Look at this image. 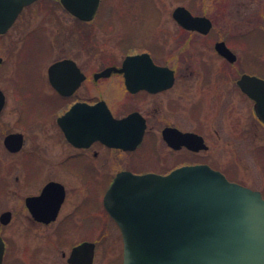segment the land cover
<instances>
[{"label":"rangeland","instance_id":"1","mask_svg":"<svg viewBox=\"0 0 264 264\" xmlns=\"http://www.w3.org/2000/svg\"><path fill=\"white\" fill-rule=\"evenodd\" d=\"M187 3L194 7L196 13L203 8L214 14L211 37L226 35L233 42H238L236 36L238 33L248 31L258 23L264 25V0H101L97 18L91 24L79 26L60 8L55 10L57 18L52 16L51 19L43 16L38 5L24 9L15 26L0 40V55H9L0 66V85L8 93L6 105L0 113V140L5 132L22 130L17 129L21 128L22 123L16 121L19 114L10 94L8 77L14 72L15 53L21 43L20 35L23 33L42 27V33L48 38L54 36V55L74 54L89 75L100 69L106 57L119 60L123 56V50L137 52L145 49L146 43H154L157 46L162 45L163 60L175 64L177 68L175 87L167 94L168 97L162 98L165 101L171 97L173 102L179 103L176 109H172L175 122L183 128L203 130L209 143L207 154L211 155V159L224 171L228 179L259 189L264 194V127L249 113L247 102L244 103L232 91V95L224 98L221 105L217 98L218 93H212L213 89L208 88L199 93L197 104L201 109L199 108L198 111L193 109L198 89L201 88L199 85L201 75L198 74L201 69L199 61L204 59L212 64L218 65V63L216 59L207 56L210 51H208V39L203 42L199 37H189L173 21L171 17L173 7ZM221 7L223 14L220 16ZM124 36L128 40L125 47ZM140 36L143 40H139ZM202 50L208 52L202 55L200 54ZM236 53H240L239 60L251 54L243 49ZM251 57L249 56L248 59L250 60ZM261 58L264 60V54ZM249 65L250 69L259 67L257 62L252 61H249ZM224 84L228 86V81L225 79ZM98 88L100 87H91L88 90L82 88L77 95L79 98H94L98 96ZM109 99L114 98L109 96ZM149 102L148 99L142 104L143 109L147 108ZM118 105L120 104L117 103V107ZM201 110L202 112L199 113ZM254 122L253 133H249L250 126ZM41 125L43 124L29 123L24 129L25 152L20 155L8 153L0 141V189L6 184L3 188L4 192L0 194V212L4 208H11L17 212L14 219L3 229L13 245L11 263L64 264L59 258L58 251L68 250L69 245L66 243L58 245L54 241L55 227L62 221L63 237L68 241L77 242L85 238L95 241L92 264H122V240L119 229L102 206V194L107 180L101 179L97 174H88L90 178L87 180L89 183L86 184L81 178L77 179L75 176L73 178L65 171L56 172L51 167L47 171L43 169L41 175L34 181L25 183L21 164L25 153L33 148L41 150L43 145H47L48 148L52 145L54 149L56 146L53 136L55 127L51 121L46 122L44 127ZM60 149L63 150L62 154L68 150L65 145ZM141 149L145 147L141 146ZM56 154L59 157L60 153ZM198 156L206 157L180 155L179 159L181 162H189ZM34 166L31 165L32 171L27 172L29 176H34ZM50 170H54L53 173L49 174ZM50 175L63 182L66 188V198L61 206L58 224L55 222L47 227L39 225L30 227L32 223L30 222L29 225L23 216L26 214L23 197L37 193ZM83 199L87 206H94L93 210L82 216L75 213V223L70 224L68 220L74 216L67 220L66 215L68 216L77 205L82 203ZM27 227H30L32 234H29L31 230ZM51 239L53 245L48 243ZM30 242L44 250L37 252L38 263H34L30 257L31 252L27 248ZM32 252L35 254L34 251Z\"/></svg>","mask_w":264,"mask_h":264},{"label":"flooded vegetation","instance_id":"2","mask_svg":"<svg viewBox=\"0 0 264 264\" xmlns=\"http://www.w3.org/2000/svg\"><path fill=\"white\" fill-rule=\"evenodd\" d=\"M100 3L101 0L98 1V5L93 17L88 21H84L79 16L69 12L63 6L61 0H33L20 9L16 18L6 28L5 31L0 32V40L10 32V30L15 26L16 22L21 16L23 10L28 7L38 5L43 12V16L45 18L47 17V19H51L52 16H55L57 18L55 10L57 8H60L66 15H68V17L73 22H75L77 26H79L80 24H91L97 18V16L99 15ZM178 5L179 4L175 5L171 11V17L173 21L179 26L181 30L186 32L189 37H199L203 42H206V40L208 39L209 44L207 45L210 48H208V51H210L207 56L216 59L218 63V65L214 63L212 64L209 61H205L204 59L199 61L201 69L198 71V74L201 75L199 82L201 88L198 89L197 98L195 100L196 102L193 109L196 111H198L199 108L201 109V106H198L197 104V99L199 93L203 90L210 88L213 89L212 93L216 94L217 92V98L221 105L223 104L224 98L232 95L233 91L234 93H236V97H238L244 103L247 102L250 110L249 113L254 116L255 120L264 127V123L256 116V99L245 93L238 83L243 74L253 76L259 80V83L249 84V89L252 90L253 93L258 91L264 95V60L261 58L264 54L263 23L256 24L254 28H250L251 30L248 29V31L238 33L236 35L237 39H239L238 42H233L232 39H229L228 37H226V35H216L211 37V34L213 33L212 31L214 14L203 8L202 10L200 8V10L197 9L198 12L196 13L194 12V7L190 3H187V5H180H183L193 16H204L208 18L211 26L206 32H201L198 29L185 28L181 26L172 15L173 10ZM222 14L223 8L221 7L219 15L221 16ZM156 19H158V16L156 17ZM42 30V27L39 29H30L29 31L20 35L21 43L18 46V49H16L15 53V69L13 74L8 77V80L10 84V94L12 99H14L19 114L18 120L16 119V121L22 123L20 125L21 128L17 129L22 130L5 132L2 136V139L0 140L2 147L8 153L20 155L25 149L23 146L26 139V133L24 129L29 123L43 124L41 126L44 127L46 122L51 121V123L55 127V134L53 135L55 137L54 141L56 142L55 149L52 145L49 148L47 147V145H43L41 150H36L35 148H33L29 152H26L25 156L21 159L26 184L34 181L39 175H41L40 173L43 169L47 171V169H50L51 167H53L56 172L65 171L68 174L72 175L71 177L73 178H81L82 182L86 184L89 183V181L87 180L88 178H90V174H97L101 176V179L107 180V185L102 194L103 201L104 193L110 186L114 177L121 171H129L135 174H166L180 165L206 164L212 169L218 170L226 175L224 171L218 166V164L211 159V155L207 154L209 143L207 141V135L203 132V130L183 128L179 123L175 122L172 112V109H176L179 106V103L173 102V99L171 97H169V100H162L163 97H168L167 94L170 93L175 87L177 71L175 64L171 62L169 63L167 60H163L162 45L157 46L154 43H146V48L137 52H127L126 50H123L125 53L123 52V56L121 57V59L116 60L112 57H106L100 69L93 71L91 75H89L83 69L79 59L74 54L63 55L62 53L55 56L53 48V45H55L53 41L54 36L51 35V37L48 38V36L44 35L45 33H42ZM139 40H143V37L140 36ZM127 41L128 40L126 36H124V47ZM219 41H222L225 46L234 54V60H229L217 51L215 45ZM242 49L243 51L245 50L247 52H250L251 54H248L245 57L243 56V58L239 60V52ZM236 51L239 54H237ZM201 52L202 53L200 54L202 55H205L206 53L203 50ZM141 53H146L148 55L152 65L167 68L172 78L170 85L164 86L160 89L155 88V90H151L147 87L145 88L141 86L137 87V89L135 90H132L127 86V78H129L133 82L138 80L140 81L145 78L143 76L134 75L128 77L126 76V73H132V70L130 68L125 69L126 63H129V61L127 62L126 58L129 55H136ZM7 55H0V66H2L6 61ZM249 56H252L250 60L248 59ZM64 59H70L71 61H73L79 72L83 74V78L80 80L77 86L75 88L66 87V91H63L64 89H57L52 84L49 77V67L55 62ZM249 61L257 62L259 67L250 69ZM132 64L144 66L146 62L143 60H139L133 62ZM107 67L112 68L109 71L108 75L97 76V73ZM142 71H144V69H142ZM145 72H152L151 76H147L152 79V82L163 79V77H161L159 73H154L149 69H146ZM224 79L228 81V86L224 84ZM91 87H100L98 88L97 97H78L77 93L80 91V89L87 88L88 90ZM0 94L3 97V102L0 107L1 113L8 99V93H6L5 88H3L1 85ZM109 96H112L114 99H109ZM148 99L150 100V102L147 104V108L143 109L142 104ZM98 101L104 102L105 106L114 118L119 119L131 113H134L135 115L133 116L132 121L133 124L135 126H138L140 123L144 125L141 140L134 148L124 149L121 147H114L107 145L98 139L86 140L84 138L86 135L85 130L77 131L76 133V138L80 145L75 144L67 138L62 125L59 123V118L63 117L65 113L70 109V107L75 103L82 102L88 105H94ZM117 103L120 104L118 105V107ZM201 112L202 110L199 113ZM191 116L193 115L191 114ZM194 117H196V115H194ZM79 118V114H74V116L72 117V119H74L75 121H79ZM67 122L68 121L64 122V125ZM82 122H87L84 117L82 119ZM253 124L255 125V122L251 124L250 132L248 131L249 133H253ZM170 128L176 129L180 132H190L199 136L202 144L205 145V148L191 150L186 145H181L176 149L171 147L165 141L163 136V130ZM8 135L19 136L18 146L16 148H10L5 144V137ZM250 137H252V135ZM63 145H65L68 150L66 153L62 154L63 150H61L60 148H62ZM141 146H144L145 149H141ZM48 151L50 152L49 155ZM56 153H60L59 157H57ZM180 155L185 157L188 155H205L206 157L198 156L195 157L192 161L181 162V160L179 159ZM208 156L210 159L208 158ZM32 160L34 162H32ZM31 165H35L34 176H29L27 173L29 172V170L32 171ZM53 171L54 170H50L49 174L53 173ZM49 183H55L56 185L49 187L50 191L48 190V194L46 195V202H38L37 204H35L34 210L39 211V213H35V211L27 205L26 200L28 197L39 196ZM5 186L6 184L2 185L0 194L4 192L3 188ZM60 190L63 193L62 199L59 202L58 206H56L57 195ZM65 198L66 188L63 182L55 179V177H53L52 175L48 176V179H46L45 182L41 185L37 193L27 194L23 197L24 210L26 211V214L23 216L24 218H26V222L29 225L32 223V226L30 227H33L34 225L47 227L55 222H57L58 224L57 219L60 216L61 206ZM84 199L82 203L77 205L71 211V213L68 214V216L66 215L67 220L70 217L74 216L75 213H79L82 216V214L93 210L94 206H87L84 203ZM103 209L105 210L104 206ZM105 212L107 213L106 210ZM4 213H6V215L2 216ZM16 213L17 212L11 208H4L0 212V239L2 241V256L0 264H13L11 263L12 259L10 256L13 249L12 241L4 234L3 229L14 219ZM107 215L109 216L111 221L114 222L108 213ZM74 218L75 216L72 218L73 221L71 218V220H68L70 224L75 223ZM62 225V221H60L59 226L55 227L54 233V241L57 242L58 245H62L64 243L69 245L68 250L58 251L60 253L59 258H61V261H63L64 264H73L68 261L72 249L82 242H89L94 244L93 258L91 261L92 264L94 260L95 241L88 238L81 239L77 242L68 241L63 237L64 233H62ZM30 227L27 228L30 229ZM32 233L33 232L31 230L29 234ZM51 240H49L48 243L53 245V239ZM28 244L29 246L27 248L29 249L28 251L31 252L29 253L31 259H33L34 263H38L36 256L39 257V253L37 252H41V247H38V245L34 246L33 242H30ZM47 248L49 247H46V249ZM32 251H34L35 254H33ZM42 252H44V250H42Z\"/></svg>","mask_w":264,"mask_h":264},{"label":"water","instance_id":"3","mask_svg":"<svg viewBox=\"0 0 264 264\" xmlns=\"http://www.w3.org/2000/svg\"><path fill=\"white\" fill-rule=\"evenodd\" d=\"M31 1L0 0V32L5 31L22 6ZM98 1L61 0L69 12L85 21L93 17ZM172 15L185 28L206 32L211 26L208 18L193 16L184 6L176 7ZM215 48L234 60V54L222 41L217 42ZM126 60L129 63L125 69L132 70L126 73L127 77H145L134 82L127 78V86L132 90L139 86L155 90L171 84L167 68L152 65L146 53L129 55ZM139 60L146 64H132ZM111 69L104 68L97 76H106ZM146 69L159 73L163 79L152 82L147 77L152 72H145ZM49 77L57 89L66 91V87L75 88L83 74L73 61L64 59L49 67ZM258 81L243 74L238 83L245 93L256 99V116L264 123V95L249 89V84ZM2 102L0 94V107ZM74 114L80 115L79 121L72 119ZM134 115L116 119L103 101L94 105L80 102L71 106L59 118V123L67 138L75 144L80 145L77 131L85 130L86 140L98 139L110 146L132 149L141 140L144 126L133 124ZM83 117L87 122H82ZM163 136L175 149L181 145L191 150L205 148L200 137L190 132L170 128L163 130ZM18 142L19 136L5 137V144L10 148H16ZM55 185L49 183L39 196L28 197L27 205L34 210L35 204L46 202L49 187ZM62 194L60 190L56 206ZM103 204L122 236V264H264V198L261 192L228 180L223 173L206 164L182 165L165 175L119 172L105 192ZM93 249V243L82 242L72 249L68 261L91 264ZM1 256L0 239V261Z\"/></svg>","mask_w":264,"mask_h":264}]
</instances>
